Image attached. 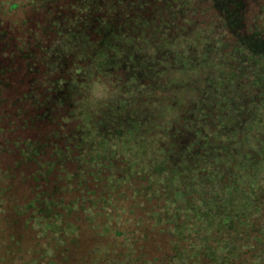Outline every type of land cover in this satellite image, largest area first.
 <instances>
[{
	"label": "rangeland",
	"instance_id": "obj_1",
	"mask_svg": "<svg viewBox=\"0 0 264 264\" xmlns=\"http://www.w3.org/2000/svg\"><path fill=\"white\" fill-rule=\"evenodd\" d=\"M75 3V15L58 27L60 40L48 51L47 61L50 71L64 69L68 75L58 78L54 90L57 106L68 105V120L77 123L69 139L91 150L95 162L128 157V174L121 183L140 173L150 176L164 203L156 211L155 228L167 226L182 244L167 264H204L206 256L213 264H244L245 259L235 261L236 254L229 259L220 235L243 232L248 238L262 232L250 213L264 204V153L258 151L264 149V25L255 24L260 36L248 43L231 42L221 23L203 27L191 17L200 0ZM259 19L264 23V5L254 20ZM220 122L227 123L225 130ZM220 137L229 139L227 146L217 145ZM40 151L38 144L27 142V158ZM249 152L260 158L253 170L252 163H239L238 175L246 173L247 180H216L226 178L229 168L235 174L237 169L231 160L221 170L212 166H222L217 155L245 158ZM189 157L208 163L172 169V161L183 164ZM205 176L210 177L206 186ZM205 195L217 197L214 211L201 207ZM186 215L197 216V223ZM71 217L66 212V222ZM122 220L131 226L130 220ZM59 230L61 235L46 232L40 242L48 245L52 235L59 248L56 239L64 240ZM34 235L29 230L28 236ZM202 248L206 256L198 259ZM8 249L0 253V264H34L29 263L36 256L33 250L17 247L12 255V247ZM140 263L145 264L139 256L125 253L90 264Z\"/></svg>",
	"mask_w": 264,
	"mask_h": 264
},
{
	"label": "trees",
	"instance_id": "obj_2",
	"mask_svg": "<svg viewBox=\"0 0 264 264\" xmlns=\"http://www.w3.org/2000/svg\"><path fill=\"white\" fill-rule=\"evenodd\" d=\"M75 2L0 0V253H7L10 247L12 255L17 247L33 250L36 256L29 263L34 264H90L95 260L104 263L125 253L132 258L139 256L145 264H167L178 254L176 245L182 244L167 231V226L155 228L159 224L156 215L160 214L156 211L164 204L163 193L153 190L154 183L145 173L121 183L128 174V157L93 161L91 150L89 153L81 142L69 139L77 127L75 121L68 120L70 107L55 103V84L59 77L68 75L64 69L52 72L47 68L48 51L60 40L58 27L75 15ZM263 5L264 0H200L191 17L203 27L211 22L221 23L229 41L248 43L260 36L254 27L264 23L254 19ZM226 124L220 122V130H225ZM220 139L223 141L218 146L228 145V138ZM29 141L41 147L39 154L30 159L26 156ZM258 151L264 153L259 147ZM251 154L245 158L238 154L217 155L216 162L222 166H212L221 170L224 164L229 167L231 160L237 169L235 174L229 168L226 178L216 180H247L246 173L239 176L237 171L239 163H252V170L257 166L260 157ZM200 161L189 157L183 164L172 161L171 166L179 171L182 166ZM198 168L201 172L202 167ZM204 178L206 186L210 177ZM216 203L217 197L205 195L201 207L214 211ZM263 207L260 202L250 213L256 228L262 229L252 232L250 241L243 232L220 235L230 260L236 254V262L241 261L239 258L245 259L244 264H256L259 259L264 262ZM66 212L72 215L68 222ZM122 219L130 220L131 226L127 227ZM186 219L197 223L198 217L186 215ZM35 225L38 230H34ZM59 228L64 240L56 242L61 248L55 246L52 235L46 239L48 245L40 242V238L48 236L46 232L60 234ZM65 228L66 232H62ZM32 229L34 238L28 236ZM231 236L240 239L235 243L229 240ZM215 238L210 243L214 244L218 237ZM246 251H250L248 257ZM198 253L200 259L206 256V249ZM203 261L214 262L207 256Z\"/></svg>",
	"mask_w": 264,
	"mask_h": 264
}]
</instances>
